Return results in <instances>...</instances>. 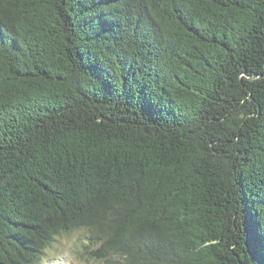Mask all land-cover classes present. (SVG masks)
I'll use <instances>...</instances> for the list:
<instances>
[{
    "label": "trees",
    "instance_id": "trees-1",
    "mask_svg": "<svg viewBox=\"0 0 264 264\" xmlns=\"http://www.w3.org/2000/svg\"><path fill=\"white\" fill-rule=\"evenodd\" d=\"M77 229L264 264V0H0V264Z\"/></svg>",
    "mask_w": 264,
    "mask_h": 264
},
{
    "label": "rangeland",
    "instance_id": "rangeland-1",
    "mask_svg": "<svg viewBox=\"0 0 264 264\" xmlns=\"http://www.w3.org/2000/svg\"><path fill=\"white\" fill-rule=\"evenodd\" d=\"M84 229L61 234L44 249L40 264H107L96 261L83 253L98 246L86 240ZM87 246V249L84 247Z\"/></svg>",
    "mask_w": 264,
    "mask_h": 264
}]
</instances>
